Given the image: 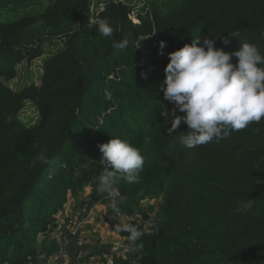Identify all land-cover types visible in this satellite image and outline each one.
<instances>
[{"label":"trees","instance_id":"obj_1","mask_svg":"<svg viewBox=\"0 0 264 264\" xmlns=\"http://www.w3.org/2000/svg\"><path fill=\"white\" fill-rule=\"evenodd\" d=\"M105 18L111 38L96 29ZM237 30L264 54V0H0V264H38L58 251L38 236L69 192H96L97 145L111 138L139 148L144 166L139 183L114 186L119 212L102 197L108 215L151 223L139 228L141 248L115 264H264V120L189 149L180 143L187 125L169 135L162 115L174 107L163 97L168 53L196 36L238 50ZM38 59L40 84L6 85ZM28 103L37 116L25 122Z\"/></svg>","mask_w":264,"mask_h":264},{"label":"clouds","instance_id":"obj_2","mask_svg":"<svg viewBox=\"0 0 264 264\" xmlns=\"http://www.w3.org/2000/svg\"><path fill=\"white\" fill-rule=\"evenodd\" d=\"M97 32L104 37L113 36V28L107 18L96 22ZM239 49L227 52L216 47V39L192 37L190 44L168 53L169 62L164 72L166 85L163 97L173 104L171 117L165 110L162 115L170 123L169 135L185 123L188 131L180 137V143L192 149L212 141L219 142L233 131H240L252 123L264 120V54L258 45L246 40L240 41L241 33L233 31ZM230 45L228 37H218ZM129 41L113 40L112 46L124 49ZM166 41H159L158 54L164 55ZM236 62L233 63V58ZM112 94L106 93L111 100ZM184 113L177 115L176 113ZM11 122V117L8 118ZM102 153L99 161L104 173L94 181L95 191L107 194L111 208L119 212L120 193L114 186L121 180L128 184L140 182L144 157L140 149L120 138H111L107 143L97 145ZM37 160L48 163L46 154ZM129 233L131 241L143 233L134 225L125 223L117 231Z\"/></svg>","mask_w":264,"mask_h":264},{"label":"rangeland","instance_id":"obj_3","mask_svg":"<svg viewBox=\"0 0 264 264\" xmlns=\"http://www.w3.org/2000/svg\"><path fill=\"white\" fill-rule=\"evenodd\" d=\"M42 65V59L35 60L32 63H22L17 68L16 78L6 82V85L13 91L19 92L32 83L40 84L43 72ZM36 116V107L28 103L21 114L22 119L25 122H30L33 121ZM105 195L107 194L94 192L90 186L85 188L83 193H78L77 195H73L69 192L66 203L57 212L53 225L49 228V233L38 236V245H44L45 243L51 242L56 237H60L61 240H65L68 247H71L75 244L74 242L77 238L84 237L86 241H88V247L81 248L82 253L79 251V254L81 253L83 256L82 258L78 257L79 254L76 255V257L80 261V263L78 261L77 264H85L89 261V258H92L90 256H94V254L100 251L99 248H109L112 243L117 242V240L123 236L124 231H117V227L129 223L136 226L138 229L142 228L143 231H147L150 228L151 223L145 222L143 225L142 218L138 213L132 217L119 213L110 218L108 209L106 208L107 206L98 208L99 205H109V203L104 204L102 201V197ZM118 201V203L124 202L122 199H118ZM146 205L147 201L142 203V206ZM61 220L65 221V224H67L71 232L65 231L64 227L67 226L65 224H60ZM42 263L43 259H38V264Z\"/></svg>","mask_w":264,"mask_h":264},{"label":"built area","instance_id":"obj_4","mask_svg":"<svg viewBox=\"0 0 264 264\" xmlns=\"http://www.w3.org/2000/svg\"><path fill=\"white\" fill-rule=\"evenodd\" d=\"M60 224H65V221L61 220ZM65 225L67 226V224ZM64 228L65 231L70 230L68 226ZM54 241L59 246L58 251L50 258L43 260L42 264H72L70 249L65 243V240L56 237ZM74 243L76 248L88 247V241H86L84 237L77 238ZM139 248H141V246L136 243V240L131 241L129 237L122 236L117 242L112 243L109 246L107 253L95 255L92 258H89V261L85 264H115L116 259L126 258L129 254L135 253Z\"/></svg>","mask_w":264,"mask_h":264},{"label":"crops","instance_id":"obj_5","mask_svg":"<svg viewBox=\"0 0 264 264\" xmlns=\"http://www.w3.org/2000/svg\"><path fill=\"white\" fill-rule=\"evenodd\" d=\"M107 206V207H106ZM106 207L107 209L109 208V205H99L98 208H104ZM93 208V207H92ZM70 249V253H71V256H72V264H77V262L79 261L76 257V255L79 254V251L82 253L81 251V248H76L75 247V244H73V246L69 247ZM100 251H101V248H99ZM105 250V249H104ZM81 253L78 255L79 258H82L83 256L81 255ZM106 253V252H103V254ZM96 255V254H95ZM97 255H100V254H97ZM91 257V256H90ZM93 257V256H92ZM80 263V261H79Z\"/></svg>","mask_w":264,"mask_h":264}]
</instances>
